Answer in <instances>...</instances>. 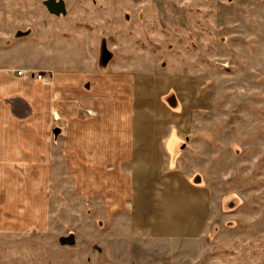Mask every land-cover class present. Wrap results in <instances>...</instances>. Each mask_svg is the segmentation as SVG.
<instances>
[{"label":"rangeland","instance_id":"obj_1","mask_svg":"<svg viewBox=\"0 0 264 264\" xmlns=\"http://www.w3.org/2000/svg\"><path fill=\"white\" fill-rule=\"evenodd\" d=\"M44 1L0 0L2 33L33 39L2 60L49 46L85 78L37 68L49 111L0 104V264H264V0H62L49 21ZM95 111L128 143L93 185L72 148Z\"/></svg>","mask_w":264,"mask_h":264},{"label":"crops","instance_id":"obj_2","mask_svg":"<svg viewBox=\"0 0 264 264\" xmlns=\"http://www.w3.org/2000/svg\"><path fill=\"white\" fill-rule=\"evenodd\" d=\"M51 17L54 16L51 15ZM51 17L49 14V17L44 18V20L49 21L50 20L49 18ZM42 27H49V26L44 25ZM6 28L7 27L0 28V104L3 103L6 106L8 112H12V113L14 112L13 110L14 101H17L18 100L17 98H22V97H23L22 99H24L26 102L30 100L29 102L30 103L33 102L34 105L36 104L38 98L41 99L40 105H42L44 110L49 111L48 102L50 97H52L53 95L52 93H50L51 91L48 85L35 79L34 74L32 72L34 69L39 68L38 70L44 73L45 77L50 78V80L52 81L55 80L58 87L59 85H62L65 81L75 80V79H79L78 80V86H79L80 80L85 78L84 73L81 74V72L79 71L81 69L79 64L77 66L76 63H72V62L69 63V61L63 59H61L63 60L62 63L61 62L58 63L54 61L53 58L52 59L49 58V54H50L49 46L45 47L47 51L46 53L47 58L46 59L42 58V60L36 61L31 66L10 67L5 65V62L2 60L3 51H8L15 46L22 45L26 40H31V43L33 44V39L30 38L29 36L28 37L26 36V35H30L28 30L32 27H18L20 31L25 34L24 39L21 40H14L13 37H11L10 35L3 34L2 31L3 30L6 31ZM47 32H49V30H47ZM41 41L45 43L47 40L43 41V36H42ZM8 42L13 43V46L10 48L2 49L1 48L3 47L2 45L8 44ZM46 43H49L50 46H56L59 44L58 41H54V42L51 41ZM50 52L53 51L51 50ZM19 71H25L28 74L17 76L16 73ZM18 87H22L25 90V95L15 92V88ZM37 87L43 89L39 97L37 96V94H35V89H37ZM60 96L61 93L58 96V100ZM58 100H57V106L54 107L57 113L56 117L54 118V121L56 122L59 119ZM89 103L96 110V106H95L96 99L90 100ZM23 104L25 108H28L25 103ZM101 113L104 114L103 111ZM97 114L100 115V111L94 112L93 115L94 118L87 119L83 123H81L80 121L77 122L76 129H78V131L76 133L79 136L77 138L75 146H73L72 148L73 152L77 155L75 156V158L78 157L77 159H79V162L75 163L78 164V172H77L78 175L79 176L88 175L90 178L89 182L93 185L101 183L100 179H102V176L106 175L104 173V171L106 170L105 167H108V164L112 163L114 158L113 157L114 153L117 154L118 156L122 155L123 153L121 152L122 144L128 143L127 117L124 120L121 115L120 116L118 115L113 125V123L107 124L108 121L107 119L105 120L106 122L103 121V123L102 122L99 123L98 121H95V117L98 116ZM98 127L101 130H98ZM75 164L74 166L76 168L77 165ZM86 169H88V171H86ZM93 176L96 178L94 179ZM106 176L107 178L104 177L105 182L111 183L112 182L111 175L108 174ZM131 204H133V202Z\"/></svg>","mask_w":264,"mask_h":264},{"label":"water","instance_id":"obj_3","mask_svg":"<svg viewBox=\"0 0 264 264\" xmlns=\"http://www.w3.org/2000/svg\"><path fill=\"white\" fill-rule=\"evenodd\" d=\"M44 6L47 12L53 16L64 15L66 12L65 4L62 0H45Z\"/></svg>","mask_w":264,"mask_h":264},{"label":"built area","instance_id":"obj_4","mask_svg":"<svg viewBox=\"0 0 264 264\" xmlns=\"http://www.w3.org/2000/svg\"><path fill=\"white\" fill-rule=\"evenodd\" d=\"M18 75L19 76H21L22 75V73L20 72V73H18ZM38 81H41V82H43V83H47V81L45 80V79H42V76H37V78H36Z\"/></svg>","mask_w":264,"mask_h":264}]
</instances>
